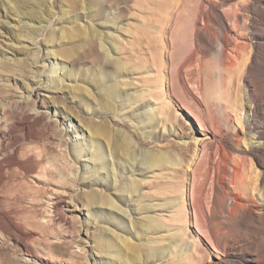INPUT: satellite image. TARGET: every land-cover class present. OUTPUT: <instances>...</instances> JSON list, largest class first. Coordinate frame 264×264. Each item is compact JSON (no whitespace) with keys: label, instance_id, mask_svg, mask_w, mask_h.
Here are the masks:
<instances>
[{"label":"rangeland","instance_id":"rangeland-1","mask_svg":"<svg viewBox=\"0 0 264 264\" xmlns=\"http://www.w3.org/2000/svg\"><path fill=\"white\" fill-rule=\"evenodd\" d=\"M17 3L33 18L42 16L29 23L39 47L21 35V23L0 25V60L18 68L0 69V97L9 103L24 101L32 79L41 81L45 88L37 97L31 94L25 107L40 110L43 120L34 138L15 140L10 147L16 159L0 182V210L11 212L19 229L0 218V264H102L113 260L108 249H102L107 232L140 244L141 258L150 248L154 255L135 264H264V0ZM64 3L74 9L58 21ZM48 11L54 15L51 20ZM88 26L101 29L114 44L110 54L120 69L92 58ZM71 27H86L87 32L60 40V32ZM49 57L67 58L63 73L84 80L63 77L60 88H46ZM32 74L36 77L30 78ZM98 74L106 86L116 82L120 95L107 101L111 112L91 118L101 111L94 101L104 97L102 86L95 88ZM58 75L55 71L52 78ZM126 94L129 99L122 101ZM145 107L154 114L147 112L144 121ZM72 114L112 133L118 120L119 128L137 141L135 154L165 157L150 167L137 159L113 160L117 178L134 183L128 195L133 223L127 215L120 221L131 233L122 231L109 211L86 204L84 188L122 194L116 189L119 180L115 184L109 176L110 167L90 179V153L75 151L74 157L72 149L65 153L55 145L61 128L64 138L80 140L76 120L71 118L76 125L69 121ZM42 148L54 158V167L43 161ZM110 151L103 148L108 159ZM72 168L78 170L75 177ZM55 199L60 200L64 221H49ZM141 223L149 228L138 231ZM116 246L111 239V250Z\"/></svg>","mask_w":264,"mask_h":264},{"label":"bare ground","instance_id":"bare-ground-1","mask_svg":"<svg viewBox=\"0 0 264 264\" xmlns=\"http://www.w3.org/2000/svg\"><path fill=\"white\" fill-rule=\"evenodd\" d=\"M2 1H3L2 4H0V11L2 10L3 18L2 19L0 18V25L5 26L7 23H14V22L18 23V24L21 23V30H20V33H22L21 35H24L25 37H27V39L31 40V42L33 44H35L37 47H39V44L37 43V39H36L37 35L36 36L33 35L34 31L30 30V28H29L30 24L29 23L33 19H34V21L36 20L37 22L40 21V19H41L40 17H42V16L41 15L40 16L35 15V18H33L26 11L21 10L19 8L18 3H17V2H20L21 0H2ZM79 1H81V0H79ZM93 1H97V0H93ZM82 3H81V7L83 8ZM64 7H65V9L62 10V14H61L62 16H60L58 18V21L61 20V18L65 19L64 15H66L67 12H70L71 10L74 9V8H71V6L69 4H67V5L65 4ZM33 12L37 13V11H34V10H33ZM88 15H90V13L84 14L83 17H88ZM47 16L50 17L49 18L50 20L52 18H54V15L50 11H48ZM9 18L11 20H6ZM49 19H48V21H49ZM86 32H87L86 27H84L83 30H81L80 28L72 29V27H71V29H69L67 31L62 30L59 34L60 35L59 38L61 40L65 36H70L73 34H80V33L86 34ZM102 34L103 33H102L101 29L95 28L94 26H90V27L88 26V35L86 38V40H88L87 41L88 52L90 53V55L92 56V58L94 60H103L107 63H111L112 65H115L116 68L120 69L121 67L118 64L117 59L112 57L110 54V51L113 50V48H114V44L111 41L106 40ZM47 42L52 43L53 42L52 38H48ZM47 44L48 43H45L43 48L45 47L47 49V47H48ZM11 49H13V47ZM49 51L51 52V55H52V53H53V55H55L53 52L54 51L53 48L50 49ZM44 55L49 56V53H44ZM66 56L69 57L70 55L66 54ZM56 57H59V56L56 55ZM49 60H50L49 70L47 71L48 74L46 75V80L44 81L47 84L49 83V86L47 85L46 88H48V87H57V88L59 87L60 88V79H62L63 77H66L68 80H72L74 82L84 80V78L82 76L75 77V75L74 74L72 75L70 72H67V73L64 72L63 73L64 68H66V62H69L67 60V58H62L60 60L58 58H55V59L50 58ZM5 61L6 60H4V61L0 60V69L1 68H9L12 71L18 70V68L13 67V64H10L9 62L7 63ZM55 71H56V73L58 72L59 75L56 78H52L53 73ZM31 73H35V72L32 71ZM36 73H38V71H36ZM31 76H30V78L36 77L35 74H32ZM97 77H98V82L94 81L97 84L95 86V88H97L98 85L102 86L104 97L100 96V97H98V100L94 101L95 105L99 109H101V111L93 113L91 115V118H95L96 114L98 116V114H102L104 112H111L112 106L109 103L107 104V101L112 100L114 98L116 99V97H118L120 95L116 82L110 83L109 86H106L103 84L104 83L103 82V79H104L103 76L101 74H98ZM50 78H51V80H50ZM32 83L33 84L29 85L30 91L28 92V96L25 97L24 101L21 99L22 101L21 100L20 101L14 100V102L9 103L8 100L7 101L5 100L4 96L2 97V95H1V97H0V182L4 179L5 175L7 174L6 168L9 167L8 165L16 159L15 155H13L14 153L10 154L11 144H13L15 142V140H18L21 138L28 139L30 137L36 136L39 133L38 129H37V126H38L37 124L41 120H43L41 117V113L39 112L40 110L36 109L35 107H33L32 109H30L31 108L30 107L29 108L30 110L26 109L25 100L26 99L28 100V97H30L31 94H34L37 97L38 93H39L38 92L39 89L45 88V87H43L41 85V81L38 82L37 80L35 81L32 79ZM50 85H52V86H50ZM74 85H77V83ZM74 85L69 88L70 93H71V97H73L75 95ZM83 89L85 92L84 96L86 95V97H88V94H86L88 92V89L86 87H84ZM121 99H122V101H127L129 99V97L126 94ZM128 103L131 104V102H128ZM106 106L108 108H105ZM124 107H125V105L123 103L120 104L121 109ZM147 112H152L154 114L152 108L145 107V110L142 111V113H141V118H143L144 121L149 118V116L147 115ZM153 114H152V118H153ZM69 117H70V120H69L70 123L75 124L73 119L76 120V123H77V125L75 124L76 125V131L78 134L77 136L80 138V140L77 141V140H73V139L69 140L67 138H64L65 137L64 136L65 129L61 128L60 135H59V137L57 136L58 138L56 139L57 141L56 140H55L56 142L54 141L56 143L55 145L57 146V148H59L61 151L63 150V152H65V153H67V151H69V149H72V155H74V157H75V154H73V152H75V151H77L79 153L83 152L84 155L90 153L87 156L88 157L87 159L91 163L92 169H88V164L83 165V168H85V166H86V169L92 170V174H89L88 177H90V179H91L92 175H96L97 172H99V171L102 172L107 167H110L111 173L109 176H110V178H112V180H113L112 182H114L115 184L119 180L118 188H116V189H118V191L122 192V194L117 193L118 195H115V193L111 194L110 192H109V194L108 193L102 194V193L98 192L97 190H90V189L85 190V188H84V191L86 193L85 194L86 195V202H87L86 204L87 205L92 204L94 206L96 205L99 207V209L109 211V213L112 217L111 219L115 218L117 221L115 224L117 226H120L122 231H125L126 233H131L125 226L120 225L121 224L120 221L121 220L123 221V217H125L124 215H127L129 217L128 218L129 222L133 221V217L131 216L129 211L133 210L134 207L131 206L132 208H129V198H128L129 196L128 195H132V193H133L132 187H133L134 183L129 182L125 179L117 178V175L114 172L115 170H114L113 160L115 158L117 159L119 157H123L124 160L128 161V162H129V160L133 161V160L137 159V160L141 161L140 165L142 164V165H145L147 167H150L149 164H151L152 162L156 163L158 161H160V162L165 161V157L163 155L162 156L161 155H159V156L148 155L146 153L138 154V155L135 154L133 152L134 150H132V146L137 141H135L133 139V135L130 134L129 131H126L122 128H119V126L117 124L120 122H118V120H116V119H115L116 124L113 123V127L115 125L116 129H115V132L113 129V133H112L108 130L101 129L100 128L101 126L98 123H93L92 121H88L86 123L82 122L81 118H79L78 115L72 114V115H69ZM71 118H73V119H71ZM96 119H98V118L96 117ZM51 120H53V119H51ZM50 121L46 120V124L48 126H50L49 125ZM41 124L42 123L40 122V126H41ZM42 128H43V126H42ZM67 128L69 129V127H67ZM15 132L20 133V136L14 135ZM104 147L111 150L110 151V159H112V160L108 159L107 154H104V152H103ZM39 148H40V146H39ZM46 150L47 149H45V148L44 149L42 148L40 150V152L43 153V161L45 160L46 163H49V167H54V164L51 161L52 159L54 160V158H52V156H50V154L48 155ZM70 153H71V151H70ZM60 158L65 159L64 154L61 153ZM63 161L68 162L67 159H65ZM43 169L46 171L49 170V168H46V167H44ZM57 171H59V169ZM70 171L72 172V173L71 172L70 173L73 174L74 177L78 174L77 173L78 170H76V169L74 172H73V168ZM59 172H58V174H59V177L61 178V175H62L61 171H59ZM87 172H89V171H87ZM82 178H87L85 173L82 174ZM114 189H115V187H114ZM90 196H91V198L89 199ZM52 201L54 202V204L52 206H50L51 207L50 211L52 213H51V217H49L50 218L49 221H52V222H56L58 220L64 221L65 220V213H64L62 207L60 206V200L55 199ZM0 218L3 221H5V223L8 225V227L14 228V229H19V226L17 225L16 220L13 217V215L11 214V212L0 210ZM189 224L194 226L193 223H189ZM148 228L149 227L147 224H142V225L138 226V231H139V229L146 231ZM138 231L135 230V232H133L134 236L139 234ZM109 235H111V238L109 237ZM111 239L115 241V244H117L115 250H111V248L109 247ZM129 239H130V237H126V236H123L121 234H116V235L114 234L113 235V234H110L107 232V234H105V237H104V239H102V242H101L104 244L102 249L103 250L108 249L107 253L109 254V256H111V254H112L111 257H113V260L102 261V264H135V263H139L140 260L143 258V257L142 258L140 257V256H142L141 255L142 252L140 250V248H141L140 244L131 243ZM144 254H145L146 259L148 257L154 255L153 252L150 250V248L147 249ZM145 257L143 258L144 261H145ZM111 261H112V263H111ZM221 263H222V261H220V260L212 262V264H221ZM144 264H145V262H144Z\"/></svg>","mask_w":264,"mask_h":264}]
</instances>
